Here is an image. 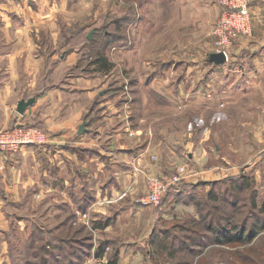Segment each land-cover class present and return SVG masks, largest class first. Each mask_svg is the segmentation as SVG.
Wrapping results in <instances>:
<instances>
[{"label":"rangeland","instance_id":"obj_1","mask_svg":"<svg viewBox=\"0 0 264 264\" xmlns=\"http://www.w3.org/2000/svg\"><path fill=\"white\" fill-rule=\"evenodd\" d=\"M42 1L39 9L45 12L52 6L55 14L40 22L41 41L58 43V59L76 57L73 72L103 74L99 86L106 91L112 88L121 99H128V111L138 106L150 114L140 113L147 120L141 135L150 133L155 139L162 132L161 124L169 125L167 132L178 135L171 148L181 158L168 172L146 173L147 188L135 198H128L129 186L111 189L116 180L110 173L115 169L105 159L106 176L101 182L91 177L88 184L81 183L80 188L90 192H75L72 206L64 204L59 210L47 196L49 200L42 197L40 206L34 202L26 209L7 207L4 212L9 220L0 225V264H106L115 254L117 264H264V113L256 110L262 103L257 101L247 112L244 105H228L224 76L235 44L253 34V16L250 34L235 35L227 57L215 46V29L224 10L219 0L221 13L212 30L211 53L223 52L226 61L208 63L210 54L203 50L208 43L198 42L196 48L183 50L170 42L171 52L152 62L157 72L162 70L163 60L172 59L171 94L168 98L148 97L151 104L146 105L138 91L124 88L119 81L122 76L132 78L129 66L122 63L124 52L118 49L131 36L129 26L124 32L117 30V10L130 15L132 2ZM120 34L123 43H118ZM150 53L158 55L160 51L152 47ZM99 55L107 60L103 65L95 61ZM218 71L223 79L215 77ZM60 81L58 87L63 85ZM41 132L46 142L48 135ZM153 159L159 163L156 154ZM175 178L179 181L170 185ZM99 187L104 193H98ZM175 188L180 189L179 196L170 203L168 197ZM153 189L162 195L158 204L146 202ZM56 196L65 200L61 193ZM223 231L239 236L226 240ZM100 245L105 246L102 256L96 254Z\"/></svg>","mask_w":264,"mask_h":264},{"label":"crops","instance_id":"obj_2","mask_svg":"<svg viewBox=\"0 0 264 264\" xmlns=\"http://www.w3.org/2000/svg\"><path fill=\"white\" fill-rule=\"evenodd\" d=\"M117 1L124 3L126 0ZM127 1L132 2V11L125 15L120 14L121 8L117 10L116 28L124 32L129 26L131 37L118 49H122L120 53L124 52L121 61L129 66L132 78L122 76L119 81L124 88L129 86L133 92L138 91L147 105L151 104L148 97L168 98L171 94L172 59L163 60L160 64L163 68L157 72L152 60L165 58L171 52L170 42L183 50L196 48L198 42L201 45L208 43L209 46L203 49L208 56L214 48L212 30L220 16L221 4L219 0ZM40 2L0 0V132L28 124L48 135L46 142L15 150L5 151L0 145L1 226L9 220L4 212L7 207L26 209L34 202L40 206L42 197L48 201L51 196L52 206L59 210L64 204L72 206L75 192H90L80 188L81 183L88 184L91 177L101 182L106 176L105 159L111 161L108 165L115 169L110 173L116 180L111 189L117 191L129 186L128 198H135L147 188L148 174L168 172L172 163L181 158L171 148L178 135L167 132L169 125L161 124L162 132L157 134L158 138L153 139L150 133L141 135L147 120L140 113L147 112L140 111L136 105L128 111V99H121L119 92L112 88L106 91L99 86L103 74L85 76L79 74V70L73 72L76 57L58 59V43L41 41L39 24L48 14L53 18L55 9L50 6V10L44 12L43 8L39 9ZM32 6L37 9L32 11ZM251 13L253 34L242 37L235 44L226 65V96L228 105H244V112L259 101L262 105L258 104L256 110L263 114L264 0H254ZM120 35L118 43H123V35ZM152 47L160 53H150ZM46 51L54 52L48 54ZM116 57L119 59L120 56ZM219 71L215 77L223 79L218 75ZM59 80L62 87L56 85ZM31 97L35 102L24 114L19 113V102ZM106 100L111 104L106 105ZM84 119L88 127L80 134L79 127ZM152 128L157 130L155 125ZM153 154L157 155L160 164H155ZM95 175L100 177L97 179ZM102 188L97 189L99 194L104 193ZM174 190L169 192L170 203L179 196L180 189ZM59 193L65 200L57 198ZM87 203L85 199L83 204Z\"/></svg>","mask_w":264,"mask_h":264},{"label":"built area","instance_id":"obj_3","mask_svg":"<svg viewBox=\"0 0 264 264\" xmlns=\"http://www.w3.org/2000/svg\"><path fill=\"white\" fill-rule=\"evenodd\" d=\"M224 7L222 16L215 29L217 51H223L227 57L232 39L237 34H250V21L252 18L251 5L254 0H220ZM42 131V130H41ZM39 130L30 127L16 126L0 132V145L7 150H15L24 145L43 143L45 135ZM179 181L175 178L170 185ZM162 195L154 190L148 196L147 203H160Z\"/></svg>","mask_w":264,"mask_h":264},{"label":"water","instance_id":"obj_4","mask_svg":"<svg viewBox=\"0 0 264 264\" xmlns=\"http://www.w3.org/2000/svg\"><path fill=\"white\" fill-rule=\"evenodd\" d=\"M91 37V35H89ZM209 62H214L215 64H222L226 61V56L223 52H217V53H210L209 55ZM35 102V98L30 99H22L19 104L17 111L21 114H24L27 108L32 105ZM87 121H83V123L79 127V133H83L86 130Z\"/></svg>","mask_w":264,"mask_h":264},{"label":"trees","instance_id":"obj_5","mask_svg":"<svg viewBox=\"0 0 264 264\" xmlns=\"http://www.w3.org/2000/svg\"><path fill=\"white\" fill-rule=\"evenodd\" d=\"M95 61L96 62H99L101 65H103L105 62H107V60L105 59V57H103L102 55H99L98 58ZM223 232H221V233H223ZM222 236H224L226 238V240H232L234 237H238L239 234H237V235H231L229 232H224V234H222ZM218 240H221L220 237H218ZM104 251H105V246L104 245H100V247L98 249V252L96 254L98 256H102L104 254ZM117 263H118V256H117V254H115V255H113L110 258L109 262L106 263V264H117Z\"/></svg>","mask_w":264,"mask_h":264}]
</instances>
